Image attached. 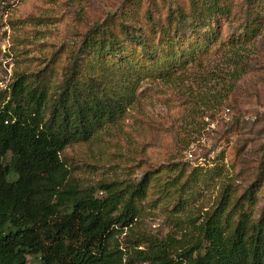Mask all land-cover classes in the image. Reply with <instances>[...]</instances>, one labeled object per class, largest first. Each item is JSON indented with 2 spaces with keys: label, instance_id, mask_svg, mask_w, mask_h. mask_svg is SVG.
Wrapping results in <instances>:
<instances>
[{
  "label": "rangeland",
  "instance_id": "obj_1",
  "mask_svg": "<svg viewBox=\"0 0 264 264\" xmlns=\"http://www.w3.org/2000/svg\"><path fill=\"white\" fill-rule=\"evenodd\" d=\"M213 1L219 8L210 16L204 9ZM178 13L188 25L205 23L212 37L180 30ZM99 28L127 57L151 59V72L140 75L117 122L61 158L88 187L136 183L153 172L134 224L116 235L119 248L131 251L148 236L184 244L223 197L227 211L238 202L235 221L241 206L257 220L264 205V0H0V99L19 74L59 84Z\"/></svg>",
  "mask_w": 264,
  "mask_h": 264
},
{
  "label": "trees",
  "instance_id": "obj_2",
  "mask_svg": "<svg viewBox=\"0 0 264 264\" xmlns=\"http://www.w3.org/2000/svg\"><path fill=\"white\" fill-rule=\"evenodd\" d=\"M205 6L210 16L218 12L217 1ZM177 25L212 37L205 23L188 25L181 13ZM99 31L85 37L59 84L45 74H19L0 99V264H264V205L255 221L241 206L235 221L238 202L227 211L225 197L184 244L148 236L131 251L119 248L116 235L134 224L153 172L136 183L88 187L61 158L117 122L140 75L151 72V59L127 57ZM251 197L252 190L245 195Z\"/></svg>",
  "mask_w": 264,
  "mask_h": 264
}]
</instances>
